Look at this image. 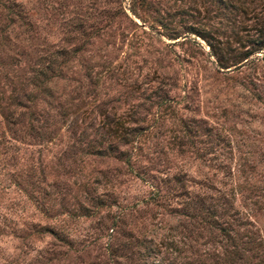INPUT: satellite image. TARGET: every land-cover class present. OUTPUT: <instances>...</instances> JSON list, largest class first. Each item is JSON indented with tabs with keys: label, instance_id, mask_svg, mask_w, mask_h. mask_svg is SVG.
<instances>
[{
	"label": "rangeland",
	"instance_id": "rangeland-1",
	"mask_svg": "<svg viewBox=\"0 0 264 264\" xmlns=\"http://www.w3.org/2000/svg\"><path fill=\"white\" fill-rule=\"evenodd\" d=\"M0 264H264V0H0Z\"/></svg>",
	"mask_w": 264,
	"mask_h": 264
},
{
	"label": "trees",
	"instance_id": "trees-1",
	"mask_svg": "<svg viewBox=\"0 0 264 264\" xmlns=\"http://www.w3.org/2000/svg\"><path fill=\"white\" fill-rule=\"evenodd\" d=\"M222 230H223V228H222ZM225 235H226V239H228L229 245L233 249L231 251L232 255H237V256H238V254L240 255V250H238L236 245H235V237H237V236L234 237L233 235H230L228 232ZM246 242L248 243V241H244V243H246Z\"/></svg>",
	"mask_w": 264,
	"mask_h": 264
}]
</instances>
